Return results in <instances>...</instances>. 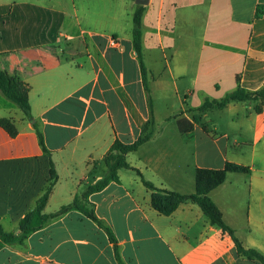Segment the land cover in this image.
<instances>
[{
  "label": "crops",
  "instance_id": "1",
  "mask_svg": "<svg viewBox=\"0 0 264 264\" xmlns=\"http://www.w3.org/2000/svg\"><path fill=\"white\" fill-rule=\"evenodd\" d=\"M137 7L135 0H0V69L29 86L37 124L0 91V120L17 131L12 137L0 126V226L19 234L52 163L58 180L44 213L81 198L106 177L116 138L132 143L142 134L152 96H173L180 105L156 118L151 139L128 163L157 189L184 195L196 192L197 169L249 167L228 173L210 197L243 247L264 255V101L230 103L221 110L224 125L221 111L205 112L206 124L189 112L235 91L238 76L248 92L264 88V0H150L142 25L147 87L133 44ZM178 118L193 124L189 133ZM118 178L89 202L121 262L107 231L70 208L23 242L1 243L0 264H262L238 253L193 201L166 216L136 171L120 169Z\"/></svg>",
  "mask_w": 264,
  "mask_h": 264
},
{
  "label": "trees",
  "instance_id": "2",
  "mask_svg": "<svg viewBox=\"0 0 264 264\" xmlns=\"http://www.w3.org/2000/svg\"><path fill=\"white\" fill-rule=\"evenodd\" d=\"M146 7L138 6L133 17L134 29H133V44L140 61L144 85L147 87V69L143 59V17ZM258 15L260 10L257 11ZM238 88L228 93L221 100H206L202 106L197 109H191L189 112L204 113L210 110H223L232 102H255L264 101V88L257 92H248L240 85V78L237 77ZM148 89V88H147ZM0 91L10 100L15 102L24 112L26 117L30 121H34L31 112V105L29 100L30 88L27 84L19 81L13 76H10L7 72L0 69ZM257 111L259 107L255 108ZM179 129L182 133H189L193 127V124L186 118H178L177 120ZM34 125L37 128V124L34 121ZM155 125V119L152 116L142 128V134L138 139L132 143H126L121 138L117 137L113 143L111 149L107 153L104 159V163L107 167L106 177L91 185L81 198H76L75 201L68 206H64L59 212L47 215L44 213V209L48 203L49 196L52 193L55 184L58 180V175L55 170V166L52 163L51 166V178L49 185L47 186L44 194L37 201L36 206L26 214V216L20 221L19 234L7 233L0 226V241L1 243L9 244L14 242H23L28 235L41 229L48 222L64 215L70 208L77 209L84 213L88 218L95 221L100 227L104 228L110 238V241L114 244L116 250L117 259L121 262L119 255L117 242L112 235V232L107 228L95 215L94 207L89 202V196L93 193L100 192L105 189L112 181H119L118 172L120 169H131L138 173L142 182L146 188L152 191V206L159 213L169 216L173 214L178 207L187 201H193L198 204L205 215L211 220L213 225L218 226L224 233L228 234L234 240L238 253L255 258L264 264V255L256 250H247L243 247L241 242L235 235V232L230 228L223 219V214L216 206L214 201L210 197V193L215 188L222 185L227 178L228 173H245L251 172L249 167L242 165L228 163L225 169L213 170V169H197L196 170V192L189 195H184L178 192L166 191L157 189L153 183L147 181L140 170L133 168L127 161V155L136 152L143 144L149 141L152 137L153 127ZM0 126L3 127L12 137H15L17 131L13 123L8 119L0 120ZM205 131L207 127L204 125ZM40 143L45 148L44 137L39 132ZM0 243V245H1Z\"/></svg>",
  "mask_w": 264,
  "mask_h": 264
},
{
  "label": "rangeland",
  "instance_id": "3",
  "mask_svg": "<svg viewBox=\"0 0 264 264\" xmlns=\"http://www.w3.org/2000/svg\"><path fill=\"white\" fill-rule=\"evenodd\" d=\"M151 99V98H150ZM180 105V102L178 101V99L174 98L173 96H167V97H162L160 95H156V96H152L151 102H150V106H151V117L153 116L156 120L157 119H164V117L168 114H170L172 111L175 110V108L177 106ZM216 111H221V110H217L214 109ZM223 111H221L219 114L216 115V117L219 119L220 124H225L227 121V114L226 113H222ZM192 117L194 118V120L197 123H203L206 124L205 122H207L206 119H203L204 117V113H200V112H190ZM151 118L148 120L150 121ZM1 243V241H0Z\"/></svg>",
  "mask_w": 264,
  "mask_h": 264
},
{
  "label": "water",
  "instance_id": "4",
  "mask_svg": "<svg viewBox=\"0 0 264 264\" xmlns=\"http://www.w3.org/2000/svg\"><path fill=\"white\" fill-rule=\"evenodd\" d=\"M150 0H135V3L138 6H147L149 4Z\"/></svg>",
  "mask_w": 264,
  "mask_h": 264
}]
</instances>
